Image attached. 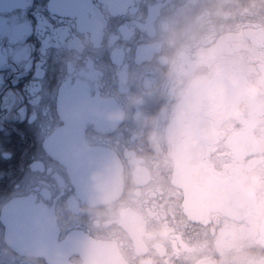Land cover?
I'll return each instance as SVG.
<instances>
[{"label": "flooded vegetation", "instance_id": "af4514ba", "mask_svg": "<svg viewBox=\"0 0 264 264\" xmlns=\"http://www.w3.org/2000/svg\"><path fill=\"white\" fill-rule=\"evenodd\" d=\"M45 9L27 79L0 73V264H264V0H0V67L7 21ZM62 99L118 194H82L48 150ZM21 198L44 224L30 250L9 230Z\"/></svg>", "mask_w": 264, "mask_h": 264}, {"label": "water", "instance_id": "95a60500", "mask_svg": "<svg viewBox=\"0 0 264 264\" xmlns=\"http://www.w3.org/2000/svg\"><path fill=\"white\" fill-rule=\"evenodd\" d=\"M62 92L65 94L67 92L66 88ZM62 101L58 105V111L65 125L58 128L48 138V150L53 155L59 157L70 168L75 185L82 194L88 196L97 195V197H100L99 200H105L108 196L118 194L121 187L122 169L113 156L106 155L96 148H87L85 151L87 157L85 159L88 164L84 165L82 162L80 163L78 153L81 150L82 135L80 133L74 134L73 131L75 123L79 121V105L76 103L67 104L63 99ZM64 136L67 139V144L62 143L59 145L57 141H63ZM16 205V209L21 208L23 211L31 212L32 215H23L21 223L18 217L14 215L9 217L11 239L13 242L16 240L18 247L30 250L33 247L31 243L43 235L44 231L41 230V227L44 224L39 225V208L28 201L27 198H21ZM13 211L14 208L11 206L10 212ZM17 222L21 228L17 227L19 225ZM20 238L21 242H26L27 244L20 243Z\"/></svg>", "mask_w": 264, "mask_h": 264}, {"label": "snow or ice", "instance_id": "6c2138e0", "mask_svg": "<svg viewBox=\"0 0 264 264\" xmlns=\"http://www.w3.org/2000/svg\"><path fill=\"white\" fill-rule=\"evenodd\" d=\"M43 18V27L37 31V26L41 24ZM56 20L50 9H45L40 15L35 12L29 16L25 13L23 16H13L7 21V50L9 52V67H0V73L11 72L10 76L4 80L9 89L20 88L23 80L27 77H19L21 62L24 58H32L39 55L45 47V42L49 38L50 31L54 28ZM4 35V21L0 20V36ZM2 51V50H0ZM15 68V71H13ZM2 87V85H0ZM0 92V95H3Z\"/></svg>", "mask_w": 264, "mask_h": 264}, {"label": "clouds", "instance_id": "9594fccd", "mask_svg": "<svg viewBox=\"0 0 264 264\" xmlns=\"http://www.w3.org/2000/svg\"><path fill=\"white\" fill-rule=\"evenodd\" d=\"M204 131H205V134L208 135L209 137H211V135L213 134L212 130L206 124L204 125ZM135 164H136V167L137 168L142 167V165H143V158H138L135 161Z\"/></svg>", "mask_w": 264, "mask_h": 264}]
</instances>
